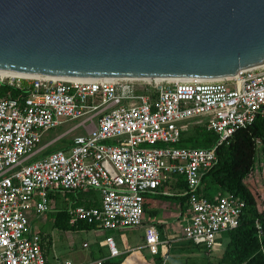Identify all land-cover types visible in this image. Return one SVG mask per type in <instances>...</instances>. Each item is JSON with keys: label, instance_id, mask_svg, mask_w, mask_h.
Wrapping results in <instances>:
<instances>
[{"label": "built area", "instance_id": "built-area-1", "mask_svg": "<svg viewBox=\"0 0 264 264\" xmlns=\"http://www.w3.org/2000/svg\"><path fill=\"white\" fill-rule=\"evenodd\" d=\"M263 115L264 63L212 79H54L0 72V264H46L40 233L29 219L50 210V193L98 192L97 206H75L69 224L139 226L143 196L170 178L186 186L181 237L206 251L217 249L221 233L237 225L244 201L230 192L214 200L198 196L200 173L215 161L219 145ZM80 117L36 147L43 131ZM190 124L210 130L214 142L174 146ZM78 128L83 132L61 148L28 161ZM105 247L104 257L61 264H101L121 253L111 237ZM141 247L150 255L166 252L151 224L143 228Z\"/></svg>", "mask_w": 264, "mask_h": 264}, {"label": "water", "instance_id": "water-1", "mask_svg": "<svg viewBox=\"0 0 264 264\" xmlns=\"http://www.w3.org/2000/svg\"><path fill=\"white\" fill-rule=\"evenodd\" d=\"M264 63V0H0V69L219 78Z\"/></svg>", "mask_w": 264, "mask_h": 264}, {"label": "trees", "instance_id": "trees-1", "mask_svg": "<svg viewBox=\"0 0 264 264\" xmlns=\"http://www.w3.org/2000/svg\"><path fill=\"white\" fill-rule=\"evenodd\" d=\"M10 93L12 96L17 94L15 89H11ZM214 140L215 135L210 130H206L202 125L192 124L179 134L174 146L202 148L208 147ZM256 140L260 142L264 150V115L257 116L250 126L236 130L231 135L228 144L219 145L215 150V161L200 173L195 189L198 196L214 200L223 192H230L244 201L237 225L224 232L226 240L220 253L206 256V260L201 264H264V208L257 210L255 199L244 182L253 167ZM177 185L180 189L186 187L184 181L180 179L177 180ZM59 193L49 194L52 204H55ZM60 194L64 201L60 207L54 208L52 226L60 230L90 228L91 225L83 222L69 224V212L78 205L97 206L98 192L93 188H87L85 190H64ZM148 196L149 194L143 196L142 208L143 212H148L153 216L157 210L148 208ZM163 197L175 198L180 207L186 199L184 194L164 195ZM255 221L259 225V232ZM40 237L45 262L51 264L44 252L47 243L46 235L40 233ZM165 253L164 255L160 253L150 255L141 247H136L125 250L116 257L106 258L101 264H162V257Z\"/></svg>", "mask_w": 264, "mask_h": 264}, {"label": "rangeland", "instance_id": "rangeland-1", "mask_svg": "<svg viewBox=\"0 0 264 264\" xmlns=\"http://www.w3.org/2000/svg\"><path fill=\"white\" fill-rule=\"evenodd\" d=\"M81 118L82 117L74 120L62 119L61 124L43 131L41 133L40 141L36 144V147L54 138L68 127L77 123ZM82 132V128L72 131L65 137L56 141L47 149L31 157L28 161L38 159L53 149L61 148L67 144L73 135L80 134ZM255 143L256 147L253 158V167L244 179V182L255 199L257 210L260 211L264 208V150L262 149L259 141ZM147 198L149 204L148 208L153 209V205L156 201L153 199L155 198L153 196H148ZM63 201L64 198L59 193L55 204L51 205L50 210L37 215L32 214L29 219L33 230L46 235L45 240L47 243L44 247V252L46 254V258L51 264H61L66 260L71 261L72 263H79L91 258H96L98 256H105L107 255V250L105 247V239L107 237L112 238L116 248L120 250L121 253L124 250L136 248L137 246L142 245L143 228L149 222H154L159 239L160 241L164 242L166 246V253L165 256L162 257V264H201L206 260V256L218 255L226 240L225 234L221 233L218 248L215 250L206 251L204 250V247L200 245H194L192 242H189L188 240L181 237L180 229L181 225L184 223V219L182 220V217L179 216L176 218L175 216H170L171 218L169 220L165 219L166 222L164 226H162L159 225V223H156L157 217H154L155 215H149L148 212H144L142 223L139 226H124L114 229L91 226L87 229L60 230L52 226V219L54 208L60 207L63 204ZM166 201L171 202V205H174L177 200L175 198H170V200ZM176 211H178V209H176ZM168 226L170 228L165 229V227ZM167 232L172 233L171 239L166 237ZM84 243L86 246H83ZM142 250L146 252L145 249Z\"/></svg>", "mask_w": 264, "mask_h": 264}, {"label": "crops", "instance_id": "crops-1", "mask_svg": "<svg viewBox=\"0 0 264 264\" xmlns=\"http://www.w3.org/2000/svg\"><path fill=\"white\" fill-rule=\"evenodd\" d=\"M176 194L177 195H182L181 194V189L177 185V180L174 179V178H170L162 186L158 187L157 190L154 193L149 194V196H153L155 198L153 200H156L155 204L153 206L157 210V212H156V214L154 216V217H157V219H156V221H157L156 223L157 224L159 223V225L164 226L166 220H169L172 216H175L176 218H178L180 216V217H182V220L185 218L186 212H185L184 204L181 205V207H180L177 204V201H176L174 205H171V202H168L166 200H170V198H172V197H167V198L163 197L164 195H176ZM163 204H167V205H163ZM174 206L177 207V208H175ZM176 209H178V211H176ZM148 224H151V225L155 226L154 222H149ZM166 228L169 229L170 227L168 226V227H165V229ZM166 237L168 239H171L172 238V233L167 232L166 233ZM137 247H141V245L137 246ZM142 249H144V248H142ZM127 250H129V249H127Z\"/></svg>", "mask_w": 264, "mask_h": 264}, {"label": "bare ground", "instance_id": "bare-ground-1", "mask_svg": "<svg viewBox=\"0 0 264 264\" xmlns=\"http://www.w3.org/2000/svg\"><path fill=\"white\" fill-rule=\"evenodd\" d=\"M1 73H5L9 76H34L36 74L33 73H27V72H19V71H12V70H4L0 69ZM50 78L54 79H90V77H63V76H54V75H44ZM190 77H172V78H166V79H188ZM155 79H162V78H155ZM212 79V78H207Z\"/></svg>", "mask_w": 264, "mask_h": 264}]
</instances>
